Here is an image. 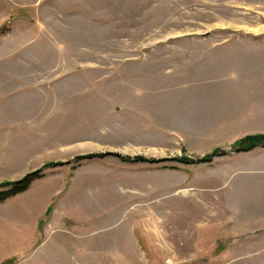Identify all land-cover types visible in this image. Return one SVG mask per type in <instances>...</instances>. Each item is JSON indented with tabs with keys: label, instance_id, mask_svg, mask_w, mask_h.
<instances>
[{
	"label": "rangeland",
	"instance_id": "1",
	"mask_svg": "<svg viewBox=\"0 0 264 264\" xmlns=\"http://www.w3.org/2000/svg\"><path fill=\"white\" fill-rule=\"evenodd\" d=\"M262 85L264 0H0V185L70 162L0 204L3 263L220 264L199 224L260 228L264 148L120 157L229 152Z\"/></svg>",
	"mask_w": 264,
	"mask_h": 264
},
{
	"label": "crops",
	"instance_id": "2",
	"mask_svg": "<svg viewBox=\"0 0 264 264\" xmlns=\"http://www.w3.org/2000/svg\"><path fill=\"white\" fill-rule=\"evenodd\" d=\"M255 42L259 41L257 37H253ZM261 87L264 88V85ZM249 101V100H248ZM247 128L243 130L242 138L247 135L264 134V92L258 93L252 97L251 104H248L247 114ZM241 137H239L241 139ZM239 140V139H238ZM257 153L253 150L250 153ZM261 156L262 165V209L259 212L260 217L257 219V225L260 228H254V221L249 217L248 209L240 210V219L237 220L238 212L232 207L221 205L220 213H215V220L212 226L207 223V218L204 216L203 221L199 224L198 237L201 238L199 255L205 261L219 262L220 264H264V149L259 152ZM248 174V172H239L238 175ZM249 175V174H248ZM231 177V176H230ZM238 177V176H237ZM246 176L239 177L238 186L248 185ZM237 186V187H238ZM238 191V190H237ZM241 197L247 198L248 191L240 190ZM7 204V203H6ZM4 206V205H3ZM206 207H204V210ZM216 210V209H215ZM255 213V212H254ZM206 212H204V215ZM220 214V216H218ZM40 223V222H39ZM39 223L37 225H39ZM201 225V226H200ZM208 232V235H207ZM213 232L214 236L210 239L208 236ZM208 238V240H207ZM213 240V241H212ZM211 242V243H210ZM1 245H5L2 244ZM213 247V251L210 250ZM8 250L0 249V264L11 257L6 254Z\"/></svg>",
	"mask_w": 264,
	"mask_h": 264
},
{
	"label": "trees",
	"instance_id": "3",
	"mask_svg": "<svg viewBox=\"0 0 264 264\" xmlns=\"http://www.w3.org/2000/svg\"><path fill=\"white\" fill-rule=\"evenodd\" d=\"M257 148H264V134H256V135H247L239 140H237L234 144L231 145L230 151H225L221 148L215 149L212 153L207 154L201 158L190 159L186 157L175 159H148L142 156L136 157H120L119 155H115L120 157L123 161L127 163H149V164H161L163 162H167V160H174L185 164H211L214 159L224 157L230 155L232 153L240 154V153H248ZM112 155V153H93L87 156H78L74 160L79 162L85 159H95V158H105L106 156ZM70 162L66 163H51L45 164L42 169L37 170L36 172L27 174L22 180L16 182H6L0 185V204L4 203L9 198L21 194L27 191L31 184L38 179L43 178L45 169L53 166H63L68 165Z\"/></svg>",
	"mask_w": 264,
	"mask_h": 264
},
{
	"label": "built area",
	"instance_id": "4",
	"mask_svg": "<svg viewBox=\"0 0 264 264\" xmlns=\"http://www.w3.org/2000/svg\"><path fill=\"white\" fill-rule=\"evenodd\" d=\"M171 262H172L171 260H168V261H167V264H173V263H171Z\"/></svg>",
	"mask_w": 264,
	"mask_h": 264
},
{
	"label": "bare ground",
	"instance_id": "5",
	"mask_svg": "<svg viewBox=\"0 0 264 264\" xmlns=\"http://www.w3.org/2000/svg\"><path fill=\"white\" fill-rule=\"evenodd\" d=\"M186 193V192H185Z\"/></svg>",
	"mask_w": 264,
	"mask_h": 264
}]
</instances>
